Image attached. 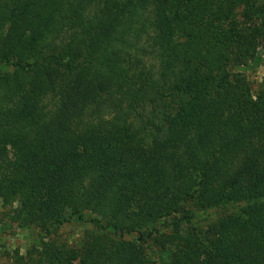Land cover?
<instances>
[{"label": "trees", "instance_id": "trees-1", "mask_svg": "<svg viewBox=\"0 0 264 264\" xmlns=\"http://www.w3.org/2000/svg\"><path fill=\"white\" fill-rule=\"evenodd\" d=\"M262 55L264 0H0L13 264H264Z\"/></svg>", "mask_w": 264, "mask_h": 264}, {"label": "rangeland", "instance_id": "rangeland-1", "mask_svg": "<svg viewBox=\"0 0 264 264\" xmlns=\"http://www.w3.org/2000/svg\"><path fill=\"white\" fill-rule=\"evenodd\" d=\"M253 88L256 90L258 86L264 81V55L260 60L251 63L243 70ZM4 209L0 202V264H13L16 255L25 256L29 249L35 244V234L19 230L17 228L9 227L2 221V213ZM59 235L63 240L75 244V241L81 239L80 232L74 226H67L63 228Z\"/></svg>", "mask_w": 264, "mask_h": 264}]
</instances>
